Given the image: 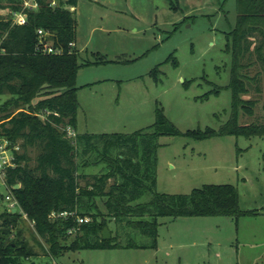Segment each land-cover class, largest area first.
I'll return each instance as SVG.
<instances>
[{
	"label": "rangeland",
	"instance_id": "rangeland-1",
	"mask_svg": "<svg viewBox=\"0 0 264 264\" xmlns=\"http://www.w3.org/2000/svg\"><path fill=\"white\" fill-rule=\"evenodd\" d=\"M75 10L73 49L85 64L77 78L76 132L150 130L162 111L180 134L159 139L157 191L190 194L205 185L231 184L240 209L260 213L238 223L228 216H162L154 249H81L52 257L23 210L19 229L36 253L26 264H264V136L220 134L237 109L240 125L264 124V65L252 56L255 65L246 71L251 80L243 98L255 102L252 115L235 106L230 87L227 34L237 26L236 0H78ZM9 97L0 95V105ZM208 130L209 138L188 134ZM38 154L29 150L31 169ZM8 196L0 171V215L9 209ZM151 199L147 192L134 204ZM107 226L115 235L117 223ZM128 236L121 241L150 240L135 231Z\"/></svg>",
	"mask_w": 264,
	"mask_h": 264
},
{
	"label": "trees",
	"instance_id": "trees-1",
	"mask_svg": "<svg viewBox=\"0 0 264 264\" xmlns=\"http://www.w3.org/2000/svg\"><path fill=\"white\" fill-rule=\"evenodd\" d=\"M67 3L76 8L78 0ZM236 3L237 26L227 34V51L233 56L230 87L235 106L252 115L255 102L243 96L251 80L246 71L255 65L252 56L264 65V0ZM0 9L8 11L6 16L0 14V44L5 49L0 52V95L10 96L0 105V138L10 142L9 148L19 146L24 151L13 150L16 166L4 174L18 207L16 212L8 209L0 215V264H26L36 255L19 229L23 210L49 245L52 257L81 249H154L157 220L162 216H228L238 223L243 216L260 213L241 210L238 189L231 184L205 185L190 194L157 191L159 139L180 134L162 111L150 130L69 137L67 127L76 130L77 126V78L85 65L69 47L76 41V10L53 9L40 0L38 10L28 12L27 22L19 25L12 20L14 12L21 9L18 0H0ZM38 28L54 34L55 45L64 47L63 54L36 52ZM212 133L188 132L202 139ZM240 133L264 136V124L240 125L237 109L220 134ZM30 149H39L35 169L28 165ZM93 166L103 169L86 172ZM147 192L152 194L149 202L134 204ZM100 202L107 212L100 209ZM53 211H77L91 220L68 234L78 227L76 221L53 222L49 218ZM108 221L116 222L117 229L115 235L111 230L110 240H103ZM131 231L140 232L149 242L121 241ZM70 237L73 239L68 242Z\"/></svg>",
	"mask_w": 264,
	"mask_h": 264
},
{
	"label": "built area",
	"instance_id": "built-area-1",
	"mask_svg": "<svg viewBox=\"0 0 264 264\" xmlns=\"http://www.w3.org/2000/svg\"><path fill=\"white\" fill-rule=\"evenodd\" d=\"M46 5H48L50 8L57 9V8H63V9H69L71 11L75 10V7L70 6L67 2L68 0H42ZM20 3V10L17 12H14L13 14V24H25L28 19V12L38 10L40 7V0H18ZM37 36L38 41L36 44V52L44 55H61L64 52V47L56 46L54 43V34L47 29L44 28H38L37 29ZM76 46V42H70L69 47L70 50H74L73 48ZM0 52H5V49H3L0 45ZM46 114H50V112H47ZM46 115H42V118H45ZM67 135L69 137H76L77 132L72 127H67ZM10 142L7 139L0 138V171L2 172L3 176L5 174V171L8 168L15 167L16 163L14 162L15 156L13 154V150L19 151L20 147L15 146L14 148H9ZM7 199L10 201L9 210L16 212L18 207V202L15 200V198L10 195L7 197ZM50 220L55 222L58 220H68L73 218L78 227H72L68 234H74L76 233L80 226L82 224L88 223L91 218L86 216L82 217L80 216L77 211H62V212H56L53 211L50 216Z\"/></svg>",
	"mask_w": 264,
	"mask_h": 264
},
{
	"label": "water",
	"instance_id": "water-1",
	"mask_svg": "<svg viewBox=\"0 0 264 264\" xmlns=\"http://www.w3.org/2000/svg\"><path fill=\"white\" fill-rule=\"evenodd\" d=\"M20 185H15V188L18 189ZM103 240H110L112 238L111 231L108 227H105L102 231ZM30 264H36L35 262H32Z\"/></svg>",
	"mask_w": 264,
	"mask_h": 264
}]
</instances>
